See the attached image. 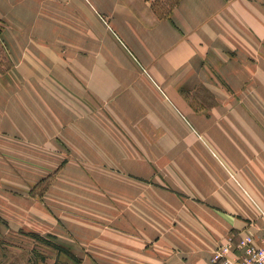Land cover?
<instances>
[{
    "label": "crops",
    "instance_id": "0c3cea01",
    "mask_svg": "<svg viewBox=\"0 0 264 264\" xmlns=\"http://www.w3.org/2000/svg\"><path fill=\"white\" fill-rule=\"evenodd\" d=\"M151 1L0 0L3 246L24 230L82 264H213L264 241V0ZM66 158L100 215L39 217L32 187Z\"/></svg>",
    "mask_w": 264,
    "mask_h": 264
},
{
    "label": "rangeland",
    "instance_id": "374dc122",
    "mask_svg": "<svg viewBox=\"0 0 264 264\" xmlns=\"http://www.w3.org/2000/svg\"><path fill=\"white\" fill-rule=\"evenodd\" d=\"M172 1L173 0H152L151 5L153 4V6H157L159 12H162L163 8H167ZM3 27L4 25L0 23V29H3ZM2 56L3 54L1 52L0 57ZM68 162L69 160H67V158L66 160H55L53 162V167L49 169L48 174L47 172L43 173L46 174L45 177L39 180V183L36 186L32 187V192H34L32 193V196L37 197L38 204L40 205L38 208L39 217L47 216L53 218L55 221H60V219L76 220L79 214L83 213L85 214L83 216L86 217L100 215L95 213L93 209L83 207L82 203H80L82 207H79V194L77 192L76 184H70L72 182L65 180L61 175L62 169ZM52 184L62 186L65 189L66 198L63 207V200L56 198L58 196L63 197L59 192L60 189H58V191L55 189V198L53 201H47L46 191ZM46 202H48V204H46ZM47 211H49V213H46ZM3 223L4 221L0 219V228L4 233V231L6 232L7 230L1 227L3 226ZM63 227L67 230L65 226ZM37 228L38 230H41L42 233H47L43 221L38 224ZM22 231V236L15 234L11 237L6 235L4 239L6 246H3L2 241H0V256L5 254V257H0V264H82V258H79L76 255L73 257L68 251H60L52 244L54 242L52 239L45 237L48 240H51V243L48 244L31 235L32 232Z\"/></svg>",
    "mask_w": 264,
    "mask_h": 264
},
{
    "label": "built area",
    "instance_id": "2783aa9c",
    "mask_svg": "<svg viewBox=\"0 0 264 264\" xmlns=\"http://www.w3.org/2000/svg\"><path fill=\"white\" fill-rule=\"evenodd\" d=\"M252 235H244L237 242L230 240L217 247L213 264H264V241L258 244Z\"/></svg>",
    "mask_w": 264,
    "mask_h": 264
},
{
    "label": "trees",
    "instance_id": "16d2710c",
    "mask_svg": "<svg viewBox=\"0 0 264 264\" xmlns=\"http://www.w3.org/2000/svg\"><path fill=\"white\" fill-rule=\"evenodd\" d=\"M0 43H2L1 42V39H0ZM0 55H1V51H0ZM5 58H6V60H7V62H5L6 63V69H8L10 66H11V64H10V62H9V60H8V56H7V54L5 55ZM2 72H4V70H0V73H2ZM31 235H33L34 237H36V238H38V239H40L41 241H44V242H46V243H51V240H48L47 238H45L44 236H42V235H40V234H36V233H32ZM56 248H58L60 251H68V250H66V249H64L62 246H60V245H58L57 243H55V242H53L52 243ZM69 252V251H68ZM71 256H73L74 257V255L71 253Z\"/></svg>",
    "mask_w": 264,
    "mask_h": 264
}]
</instances>
